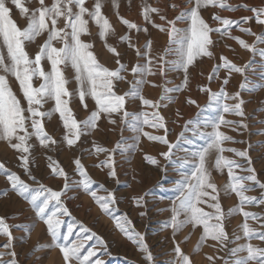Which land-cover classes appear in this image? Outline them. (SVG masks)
<instances>
[{
  "label": "snow or ice",
  "instance_id": "obj_1",
  "mask_svg": "<svg viewBox=\"0 0 264 264\" xmlns=\"http://www.w3.org/2000/svg\"><path fill=\"white\" fill-rule=\"evenodd\" d=\"M31 2L32 0H0V41H2L0 48L6 50V53L0 51V141H6L18 153V166L23 170L27 181L17 172L9 170L4 163H0V175L6 177L11 192L23 199L34 217L46 226V232L51 238V245L46 247L58 248L62 253L64 264H103V261L96 257L99 251L107 250L105 240L82 221L72 217L65 203L68 192L79 189L98 205L103 214L113 220L115 228L135 246L141 256V264H156V257L147 245L144 235L132 227L127 214L119 217L114 215V211L118 210L115 209L118 200L114 193L107 190L103 184H100L99 190L106 191V196H99L97 191L92 190L95 182L88 175L82 162L85 152L88 155L103 154L105 158L99 160L95 166L104 171L107 178L117 177L114 155L119 151L124 156L130 147L125 144L122 134L111 150L95 142L91 149L81 146L82 137H87L96 130L98 121L108 119L113 126L119 121L121 133L125 128L135 134L143 133L149 140L158 142L166 148L159 154L166 161L163 168L155 157L150 155L144 157L148 164L156 166L165 174L168 166H172L180 177L174 183L173 190L178 195L171 201V207L160 209L170 213V219L163 224L164 229L170 228L175 236L185 226H188L190 231L199 226L202 228L200 243L210 238L218 242L221 250L227 249L228 255L223 259V264H264V247L254 246L250 242L239 243L241 240L251 241L253 238L264 242V230L256 231L247 223L249 218L257 220L264 229V213L244 210L246 205L260 206L264 209V182L258 178L256 170L252 167V159L249 155L251 145L242 150L225 148L222 145L226 141L246 142L236 141L220 130L222 125L230 127L233 131L248 130L251 126L246 123L250 114L245 112L247 101L243 99L242 91L252 92L257 87L264 88V84L257 85L250 81L248 76L249 71L255 72L257 69L264 75V48L259 47L264 45V3L250 6L232 5L226 0H184L182 5H171L173 8H180V11L169 20L159 8L152 7L146 0H142L139 11L143 20L142 26L120 16L119 0H110L113 14L117 16L120 24L126 27L128 33L135 30L136 33L143 32L145 36V42L139 46L138 36L136 43L132 42L130 34L117 38L118 44L126 43L127 49L134 51L136 63L129 67L122 62L124 53L118 51L117 46L108 43V38L115 36V30L102 11L103 0H93L91 7L87 6L86 0H51L50 3H46V0H35V8L28 6ZM209 7L229 12L243 9L251 15L232 19L213 12L211 21L212 24L217 25L213 27L202 15V12L207 11ZM13 9L25 20L23 28L11 18ZM157 18L159 23L156 22ZM61 19L63 26L58 27V20ZM252 20L262 26L261 33L252 32L250 27L243 26ZM90 22L96 26L104 47L115 57L114 69L102 66L91 51L93 44L82 39V36L91 35ZM181 22L184 23V27L177 26ZM233 25H236L240 33L252 36V43H248L240 36H232L230 29ZM152 30L167 37L165 47L156 55L152 53ZM44 34L46 38L39 45V50L34 57L30 56L26 51V44L34 42L37 37ZM210 34H218L220 38L227 36L240 48L247 50L252 57L258 55L260 62L254 64L250 58L246 63L238 65L221 55L218 62L213 65L208 78L209 81L213 78L220 80L218 90H213L210 84L198 86V91L207 97V103L203 106H200L196 99L187 98L186 103L196 106L198 111L193 117L184 121L176 141L171 142L168 139L169 129L159 111H153L151 114L128 111L126 105L138 102L141 106L155 110L162 106V101L172 100L170 93L190 90L189 67L200 57L215 58L212 49L217 41H214ZM56 43L60 46H55ZM45 60L48 65L47 70L42 64ZM69 67L74 73L72 79L76 85L71 91L68 87L70 81L65 74V70ZM221 70L225 72L223 77L218 75ZM126 72L132 74L131 80L126 79L124 75ZM169 73H183V80L173 87H166L167 84L172 83L167 78ZM157 74L163 79L160 85L162 95L160 100L153 102L145 98L141 91L142 85L147 82L146 77ZM235 74L242 79L238 89L229 93L226 86ZM9 77H14L18 84L19 92L22 94L20 97L10 86ZM34 78L40 81L38 86H34ZM120 82L126 83L128 87L122 94H117L115 88ZM74 98L79 99L80 105L85 110H88L86 98L94 101V109L90 110L82 121L75 118L70 107V102ZM49 101L53 102V107L42 110L44 104ZM53 114H58L62 123L63 133L59 138L50 134L44 123L45 118H51ZM224 114H231L241 119L227 120ZM177 116L182 118V113L177 111ZM257 123L261 125L258 134L264 136V119ZM142 124L164 129V133L162 135L144 133ZM112 130L115 131V128ZM33 137L45 151L79 149V155L71 163L80 179L70 181L69 174L49 156L48 167L51 169L49 175L53 179L62 178L63 182L57 188L41 182L32 171L35 160L32 150L35 146L30 141ZM134 140L138 143L139 135H136ZM196 140H202L204 144L196 147L195 150L184 147L194 145ZM177 151H182L184 155L176 157ZM225 152L233 153L243 163L223 155ZM213 155L214 163L210 164V157ZM212 168L217 171L227 170V182L222 186V191L225 195L234 193L238 198L239 205L230 208L227 213L223 211L218 199L221 189L211 180ZM236 169L244 174H237ZM256 189L259 190L258 196L245 195L246 192ZM0 195L7 196L8 190L5 189ZM146 195L132 198L138 208H146ZM201 205H207L214 211H205ZM237 212L245 221L238 226V229L242 230V235L237 231L230 238L225 230V217ZM139 214L143 217L146 212L141 211ZM65 217L70 218L69 221L66 222ZM0 235L6 236L8 240L2 247L6 250L10 249L13 236L4 217H0ZM93 240L95 243L89 246V242ZM200 243L197 244L194 252L199 251ZM229 244L235 246L229 248L227 247ZM172 252L173 259L168 264H193L190 254H185L175 240ZM5 256L10 259L5 260L3 258ZM208 259L213 261L214 258L209 256ZM0 264H19L17 253L0 252Z\"/></svg>",
  "mask_w": 264,
  "mask_h": 264
},
{
  "label": "rangeland",
  "instance_id": "obj_2",
  "mask_svg": "<svg viewBox=\"0 0 264 264\" xmlns=\"http://www.w3.org/2000/svg\"><path fill=\"white\" fill-rule=\"evenodd\" d=\"M50 2L51 0H46V3ZM146 2L152 7L159 8L161 12L166 15L167 19L171 20L180 11V8H173L171 5H182L184 0H146ZM226 2L232 5L247 4L250 6H259L264 3V0H250V4L247 3V0H226ZM119 3L120 16L122 15V17L130 21H135L143 26L142 17L139 15L142 0H119ZM86 4L91 7L93 0H86ZM103 4L104 7L102 11L108 17L110 23L112 22L111 25L117 34L109 37L108 43L117 46L118 51L124 53L122 62L131 67V65L136 63L134 51L128 50L126 43L123 45L118 44L117 38L121 35L130 34L132 36V42L136 43L138 36L139 46L145 42V36L143 32L136 33L135 30L128 33L126 27L119 24L117 16L113 14V10L110 7V0H103ZM28 6L30 8H35V0H32ZM213 12H216L222 17H227L228 15V18L232 19H239L242 16H249L250 14V12L243 9L229 12L209 7L207 11L202 12V15L213 27L217 26L216 24H212L211 21V15ZM114 17L116 21L114 20ZM11 18L19 27L23 28L25 26V20L21 18L18 11L15 9H13L11 13ZM156 22H160L158 18L156 19ZM62 26V19L58 20V27ZM177 26L184 27V23L181 22ZM243 26L250 27L252 32L258 34L262 31V26L257 25L254 20L249 21L247 25ZM89 31L91 35L82 36V39L93 44L91 51L102 66L114 69L116 67L115 57L104 47V42L99 39L97 34L96 26L91 22L89 25ZM230 33L232 36H240L248 43H252L250 41H253V39L251 40L252 36L240 33L236 25H233L232 29H230ZM210 35L214 41H217L215 47L212 49L215 58L200 57L189 67L190 90L170 93L169 95L172 96V100L162 101V106L155 110L147 106H141L138 102L126 105L128 111L148 112L149 114L153 111H159L160 115L164 118L167 129H169L168 139L171 142L176 141V137L180 133L184 121L189 119L190 114L191 118L196 114L195 112L198 111L196 106H190L186 103L187 98L191 97L196 99L198 104L203 106L207 103V97L205 94L198 91V86L210 84L213 90H218L220 80L213 78L212 81H209L208 78L213 65L218 62L221 55L229 58L238 65L246 63L250 58L253 60L254 64H259L260 62V57L258 55L252 57L247 50L240 48L234 40L229 39L227 36L220 38L218 34ZM45 38L46 34L37 37L34 42L26 44V51L30 56L34 57L35 53L39 50V45L43 43ZM151 40L153 41L152 53L153 55H156L165 47L167 37L165 34L152 30ZM0 44H2V41H0ZM55 46L59 47L60 45L56 43ZM259 47L264 48V45H259ZM0 51L6 53V50L3 48H0ZM42 64L47 70V61H42ZM65 74L70 81L68 87L71 91L76 86L74 79H72L74 73L69 67L65 70ZM124 75L126 79H132V74L130 72H126ZM157 75L147 76V82L142 85L141 91V94L145 98L153 102L160 100L162 95V88L160 85L163 83V79ZM218 75L219 77H223L225 75L224 70H221ZM248 76L249 80L253 83L257 85L264 84V75H262L258 69L255 72L249 71ZM167 78L170 79L172 83L167 84L166 87H173L174 85L181 83L183 80V73H169ZM241 79L242 78L238 74L233 75L230 78L229 85L226 86V90L229 93L235 92L238 89ZM39 82L38 79L34 78V86H38ZM9 83L13 91L18 97H20L22 94L19 92V87L15 82L14 77H9ZM127 87L126 83L120 82L118 87L115 88V91L117 94H122L127 90ZM190 92L192 93L190 94ZM242 97L247 101L245 112L250 114V117L246 123L251 125L250 128L248 130L238 129L237 131H233L230 127L222 125L220 130L226 135L232 136L236 141H245L246 143H233L226 141L222 146L225 148L242 150L250 144L249 155L252 159V167L256 170L258 178L264 182V136L258 134V129L261 128V125L257 123V121L264 119V88L257 87L252 92L243 90ZM226 102L231 103V101ZM86 103L88 105V110H85L80 105L78 98H74L70 102V107L78 121L84 120L89 114V111L95 107L94 101L91 100V98H86ZM164 105L167 106L165 107ZM52 107L53 102L49 101L44 104L42 110H49ZM177 111L183 114L182 118L177 116ZM212 114L215 115V113ZM204 115H208V113H204ZM224 115L227 120L241 119L240 117L231 114ZM149 118L151 119V115ZM44 123L46 130L50 134L57 138L61 137L63 127L58 114H53L51 118H45ZM97 123L98 128L96 130H93L87 137H82L81 146L83 148L91 149L93 142H95L99 146L111 150L121 134L123 135L125 144L130 147L126 155L122 156L119 151L114 155L117 173L115 179L107 178L105 172L95 166L99 160L105 158L103 154L97 156L96 154L88 155V153L85 152L82 162L86 167L88 175L95 182L92 185V190L97 191L99 196H106V191L99 190L100 184H103L107 190L114 193L118 200V203L115 205V209L118 210L114 211V215L119 217L127 214L128 219L132 222V227L144 235L147 245L156 257V264H168V262L173 259L172 249L174 247V240L180 244L181 250L185 254H190V259L193 261V264H223V259L228 255L227 249L225 248L221 250L218 242L212 241L210 238L206 239L203 243H200L199 237L202 234L201 227L198 226L197 229L190 231V228L185 226L176 233L175 236H173L170 228H163V224L170 219V213L169 211H160V209H169L171 207V201L178 195V193L173 190L174 183L180 177L172 166H168L165 174L156 166L148 164L144 157L146 155L155 157L159 161L161 168H163L166 165V161L159 154L162 151H165L166 148L158 142L149 140L147 136L143 135V133L135 134L127 128L121 133L119 121L115 126L111 125L108 122V119H101ZM113 128H115V131L112 130ZM142 128L143 132L148 133L149 135H162L164 133V129H157L150 125L142 124ZM136 135H139L138 143L134 140ZM30 143L35 146L34 150H32V156L35 157L32 171L41 182L50 185L53 188H57L62 185L63 182L62 178L53 179L49 175L51 171L48 167L50 163L48 160L49 156L69 174L70 181L80 179V177L74 172V165L71 163V161L79 155V149L74 148L71 151L67 149L61 151H45L40 147L38 141H36L34 137ZM203 144L204 141L196 140L194 145H185L184 147H188L190 150H195L196 147L202 146ZM183 155L184 153L182 151L176 152V157ZM223 155L232 159H237L239 162L243 163V161L240 160V158L235 157L233 153L225 152ZM17 157L18 153H16L6 141H0V163H4L9 170L17 172L22 179L27 181V177L23 174V170L18 166L19 161ZM213 163L214 155L210 157V164ZM235 171L237 174H244L241 173L239 169H236ZM211 180L221 189L218 199L225 213H227L230 208L239 205L238 198L234 193L225 195L222 191V186L227 182L226 169L223 171H217L212 168ZM5 189L8 190V195H0V217H4L5 222L10 226L13 240L11 248L6 250L2 246L8 242L7 237L0 235V252L14 251L17 253L19 264H64L62 253H60L58 248L55 246L46 247V245H51V238L46 232V226L42 221H39L34 217L33 213L30 211V207L23 199L18 198L11 192L9 185L6 182V177L0 175V193ZM209 191L211 190L209 189ZM145 194H147V206L143 209L138 208L134 204L132 198L145 196ZM258 194V189L245 193V195L248 196H258ZM67 196L68 198L65 200V203L71 211L72 217L77 221H82L106 242L107 250L99 251L96 258L102 260L103 264H141V256L135 246L115 228L113 220L110 219L109 216L103 214L98 205L88 195L77 189L69 191ZM201 206L204 207L205 211H214L213 209L208 208L207 205ZM244 210L254 213H264V209L260 206L254 205H246ZM141 211H145L146 215L142 217L139 214ZM64 219L67 222L70 218L65 217ZM244 222V218L239 212L232 216L225 217L226 232L229 236L231 235L230 238L232 237V234L237 231L242 235V230H239L238 226ZM247 223L251 228L256 229V231L264 230L260 227V222L257 220L249 218ZM26 229H29V231H26ZM247 242L252 243L254 246L264 247V242L257 238H253L251 241H239V243ZM92 243H95V240L90 241L89 246ZM198 243H200L199 251L194 252L193 250ZM234 246L235 244H229L227 247L230 248ZM209 256L214 258L213 261H209ZM3 258L5 260L10 259L8 256Z\"/></svg>",
  "mask_w": 264,
  "mask_h": 264
},
{
  "label": "bare ground",
  "instance_id": "obj_3",
  "mask_svg": "<svg viewBox=\"0 0 264 264\" xmlns=\"http://www.w3.org/2000/svg\"><path fill=\"white\" fill-rule=\"evenodd\" d=\"M263 1V0H262ZM247 3H249L250 4V0H247ZM238 14H240V13H238ZM243 14V13H242ZM248 15V14H247ZM251 15V13L249 14V16ZM122 16V15H121ZM112 17V16H111ZM116 17V16H115ZM115 17H114V20H115ZM135 17V16H134ZM227 17H228V15H227ZM130 18V17H129ZM134 20V19H133ZM116 21V20H115ZM133 22H135V21H133ZM112 23V22H111ZM119 24H120V22H119ZM119 27V26H118ZM116 34V33H115ZM117 35V34H116ZM253 38L251 37V40H252ZM113 40H115V39H113ZM249 41V40H248ZM250 42H252V41H250ZM220 51V50H219ZM220 53V52H219ZM158 76V75H157ZM196 80V79H195ZM203 81V80H202ZM195 83V82H194ZM197 84V83H196ZM201 84V83H200ZM215 89V88H214ZM192 92H190V94H191ZM189 94V93H188ZM188 96H190V95H188ZM184 108H187V107H184ZM189 109V108H188ZM191 111V110H190ZM186 112V111H185ZM175 113V112H174ZM192 113V112H191ZM196 113V112H195ZM174 115V114H173ZM172 115V116H173ZM183 115V114H182ZM186 115V114H185ZM194 115V114H193ZM190 116H191V114H190ZM190 116H189V118H190ZM188 118V117H187ZM186 118V119H187ZM179 119V118H178ZM175 120V119H174ZM174 136V135H173ZM175 138V137H174ZM175 140V139H174ZM226 230V229H225ZM231 231V230H230ZM231 236V235H230ZM234 245V244H233Z\"/></svg>",
  "mask_w": 264,
  "mask_h": 264
}]
</instances>
